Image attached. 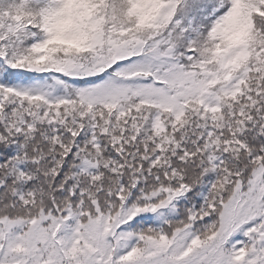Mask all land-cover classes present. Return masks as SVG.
I'll use <instances>...</instances> for the list:
<instances>
[{
	"label": "snow or ice",
	"instance_id": "1",
	"mask_svg": "<svg viewBox=\"0 0 264 264\" xmlns=\"http://www.w3.org/2000/svg\"><path fill=\"white\" fill-rule=\"evenodd\" d=\"M0 264H264V0H0Z\"/></svg>",
	"mask_w": 264,
	"mask_h": 264
}]
</instances>
